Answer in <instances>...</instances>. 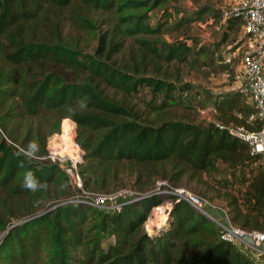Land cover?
Masks as SVG:
<instances>
[{
  "label": "trees",
  "instance_id": "1",
  "mask_svg": "<svg viewBox=\"0 0 264 264\" xmlns=\"http://www.w3.org/2000/svg\"><path fill=\"white\" fill-rule=\"evenodd\" d=\"M163 3L0 0L2 132L30 154L43 156L45 141L34 143L39 141L29 133L18 141L19 122L42 117L48 133H54L69 118L84 150L79 163L83 187L111 193L132 183L139 191L120 211L63 203L72 187L63 166L21 153L0 133V206L10 208L7 214L0 210V264H256L252 255L220 240L206 214L151 189L158 180L171 187L200 184L204 194L222 197L234 224L264 231V160L229 131L231 125L260 128L248 96L240 90L220 94L212 102L214 120L147 121L148 111L164 112L178 95L187 96L189 104L193 98L188 83L178 86L160 77L165 64L188 60L186 41L144 37L156 36L166 25L167 9L154 24L148 15ZM203 17L217 20L223 13L203 5L180 16L174 27L184 32ZM224 22L228 29L242 24L237 16ZM128 38L137 50L129 49L130 58L124 60ZM144 88L150 94L147 109L134 101ZM29 172L35 190L25 187ZM53 186L66 198L52 203L51 198L61 196ZM165 200L172 202L167 221L146 230L151 209ZM105 236L113 237L106 247Z\"/></svg>",
  "mask_w": 264,
  "mask_h": 264
},
{
  "label": "rangeland",
  "instance_id": "2",
  "mask_svg": "<svg viewBox=\"0 0 264 264\" xmlns=\"http://www.w3.org/2000/svg\"><path fill=\"white\" fill-rule=\"evenodd\" d=\"M238 1L239 0H164L162 5L148 10L151 24H154L157 19H163L162 17L166 9L170 16L160 33L153 37L144 35L145 38L160 42L181 40L186 41L187 45L190 47L188 60L183 62L174 61L168 65L165 64L163 70L166 72L165 74H161L160 77H165L178 86L183 83H188L191 86V97H193L192 103L189 104L185 102L187 96L178 95L175 103H171L164 112L148 111V122L157 123L160 119L168 117H183L197 122L200 120H214L217 112L212 102L222 93L238 91L240 89L242 81L240 60L245 38L242 24L228 29L226 28L224 22L225 17L223 16V18L217 20L210 17H203L196 22L190 23L188 27L184 29V32L174 27V24L180 16L188 15L203 5H210L219 9L222 13H225L236 6ZM102 29H105V26L98 28L97 31ZM71 31L72 29L67 26L66 32L70 34ZM127 43L128 49L124 54V60H129L130 58L128 55L129 49L133 53L137 50V44L131 38L127 39ZM87 45V50L91 51L92 46L95 45V41L93 40L91 44ZM134 55L135 61H140V57L136 54ZM150 70L151 68L148 69L147 72ZM210 95L212 98L208 99ZM149 99V91L147 88H144L142 92L140 91V93L137 94L134 101L139 103L140 107L146 108L145 101ZM247 101H249L248 98ZM51 117L55 118L54 116ZM65 119L60 122V130L54 133H61L62 131V137L67 138L74 129L76 138V123L69 119L74 122L73 127L71 121H64ZM18 125L19 142L29 133V135L34 138L33 141H39L34 143H42V141H45L44 146L46 149L47 139L53 133H48V126L43 124L42 117L26 118L25 120H21ZM156 185L155 183V185L151 187L152 191L155 190ZM176 187L185 189L198 196L204 195L203 197H208L207 199L217 207H226L222 197L213 196L212 191H209L208 194H204V186L200 184L192 182L187 186L185 183H181ZM163 189L168 190L162 187L161 190ZM52 190L57 195L61 193V190L55 187L52 188ZM117 191H121V197H127L128 194L136 196V194L139 193V191H135L132 183L121 186L113 192ZM94 193H97V191ZM69 194L70 197L67 198L71 199L75 196H79L80 191L71 187V193ZM60 195L59 198L57 196L51 198L53 201L52 203L58 199L66 198V195ZM1 197L3 199V195H1ZM68 199H65L63 202H67ZM165 202L168 203L169 200L163 201L159 206L164 205ZM3 208L4 207L0 206V210L6 214L7 211L10 210V208H4L6 210L4 211ZM164 209L165 207L161 209V212ZM164 214L165 212L160 213L152 208L149 213L150 218L144 223V228L149 231L157 230V227L161 225L162 221L164 225L168 219V213H166V215ZM112 241L113 237L105 236L102 242L103 246L106 247V245Z\"/></svg>",
  "mask_w": 264,
  "mask_h": 264
},
{
  "label": "built area",
  "instance_id": "3",
  "mask_svg": "<svg viewBox=\"0 0 264 264\" xmlns=\"http://www.w3.org/2000/svg\"><path fill=\"white\" fill-rule=\"evenodd\" d=\"M223 16H237L242 21L245 38L240 60L242 81L239 90L248 96L253 103L261 122L258 130L251 131L242 125H231L229 131L249 145L251 154H258L264 160V0H239L237 5L230 11L223 13ZM0 133L7 143L13 145L21 153L63 166L69 184L72 188L80 191L79 196L63 203L84 202L97 208H111L120 211L121 207L131 202L134 197L132 194L121 197V191L94 193L83 187L79 163L83 159L84 150L76 142L75 132L71 139H62V131L61 133H53L47 139L46 153L43 156L30 154L25 148L10 141L1 129ZM156 184L155 192H167L175 196L176 201H187L216 224L220 240L234 244L249 253L255 259L256 264H264V231L247 229L234 224L229 218L226 207H217L206 197L192 194L182 188L171 187L165 180H158ZM162 187L168 190H161ZM171 206L172 202L169 201L168 203L165 202L164 205L154 206L153 210L160 213L165 212L164 215H166ZM163 207L165 209L161 212ZM149 218L150 216L145 223Z\"/></svg>",
  "mask_w": 264,
  "mask_h": 264
},
{
  "label": "clouds",
  "instance_id": "4",
  "mask_svg": "<svg viewBox=\"0 0 264 264\" xmlns=\"http://www.w3.org/2000/svg\"><path fill=\"white\" fill-rule=\"evenodd\" d=\"M25 187H27L30 190H35L37 187V182L33 178L32 174L26 173L25 175Z\"/></svg>",
  "mask_w": 264,
  "mask_h": 264
},
{
  "label": "water",
  "instance_id": "5",
  "mask_svg": "<svg viewBox=\"0 0 264 264\" xmlns=\"http://www.w3.org/2000/svg\"><path fill=\"white\" fill-rule=\"evenodd\" d=\"M167 213H168V217L170 216V214H171V208H169L168 210H167ZM162 223H163V221H162ZM161 223V225L158 227V228H160L163 224Z\"/></svg>",
  "mask_w": 264,
  "mask_h": 264
},
{
  "label": "bare ground",
  "instance_id": "6",
  "mask_svg": "<svg viewBox=\"0 0 264 264\" xmlns=\"http://www.w3.org/2000/svg\"><path fill=\"white\" fill-rule=\"evenodd\" d=\"M64 122V121H63ZM72 135H74V129H73V132L69 135V137H67L68 139H71ZM61 138L63 139L62 135H61ZM65 138V137H64Z\"/></svg>",
  "mask_w": 264,
  "mask_h": 264
}]
</instances>
